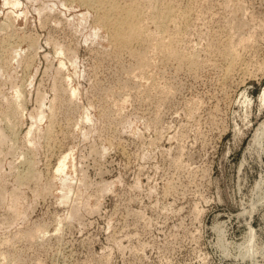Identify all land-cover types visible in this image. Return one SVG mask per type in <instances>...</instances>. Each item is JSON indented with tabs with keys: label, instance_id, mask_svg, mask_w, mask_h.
<instances>
[{
	"label": "rangeland",
	"instance_id": "374dc122",
	"mask_svg": "<svg viewBox=\"0 0 264 264\" xmlns=\"http://www.w3.org/2000/svg\"><path fill=\"white\" fill-rule=\"evenodd\" d=\"M18 1L0 0V264H264V0ZM131 1L146 35L122 47Z\"/></svg>",
	"mask_w": 264,
	"mask_h": 264
},
{
	"label": "bare ground",
	"instance_id": "6f19581e",
	"mask_svg": "<svg viewBox=\"0 0 264 264\" xmlns=\"http://www.w3.org/2000/svg\"><path fill=\"white\" fill-rule=\"evenodd\" d=\"M4 1V3L5 4H10L11 6H13V7H15L16 8V6H18L19 5V1L18 0H10V1H8V0H3ZM85 1V3L84 4H88V5H93L92 4V2H91V0H84ZM98 1V0H97ZM97 1H94V2H97ZM102 1H104V0H100V1H98L97 3L100 5V6H104L105 7V5H104V3H106V1H104V3L102 2ZM112 1V0H111ZM124 1V0H123ZM78 2V1H77ZM99 2H101V3H99ZM125 2V1H124ZM143 2V1H142ZM173 2V1H172ZM195 2V1H194ZM102 3H103V5H102ZM108 3V2H107ZM131 3H132V1H131ZM130 3V4H131ZM144 3V2H143ZM142 3V4H143ZM129 4V3H128ZM168 4V3H167ZM90 5V6H91ZM95 5V4H94ZM114 5V4H113ZM113 5H112V10H115V7H113ZM124 5V4H123ZM122 5V6H123ZM132 5H135V3L133 4L132 3ZM140 5V4H139ZM109 6V5H108ZM117 6H118V4H117ZM120 6V5H119ZM177 6V5H176ZM92 7V6H91ZM91 7H89L90 9H92ZM94 7H96V6H94ZM98 7V6H97ZM121 7V6H120ZM129 7V6H128ZM137 7H139V6H137V5H135V6H131V7H129L128 9H127V7H125V5H124V7H122L121 8V10H119V13H118V9H116L115 11H117V13H118V15H116L117 17L116 18H114L113 20H114V22H113V27H110V28H112V30H111V33L110 34H112V36H113V40H115V42L117 43V44H120V45H122V47H124V46H128V45H130V42H132L134 39H136V38H140V37H142L141 39L143 40L144 39V37L143 36H145L146 34H144L145 32H143L141 29L142 28H140V26H138V22H137V15H138V13L140 12V10H139V12H138V9H137ZM147 7V6H146ZM100 8V7H99ZM102 8V7H101ZM108 8V7H107ZM110 8V9H111ZM119 8V7H118ZM139 8H141V7H139ZM144 8V7H143ZM191 8V7H190ZM227 8V7H226ZM103 9V8H102ZM109 9V10H110ZM145 9V8H144ZM167 9V8H166ZM234 9V8H233ZM108 10V9H107ZM142 10V9H141ZM98 11V10H97ZM103 11V10H102ZM152 11V10H151ZM168 11V10H167ZM184 11V10H183ZM199 11V10H198ZM226 11V10H225ZM108 13H109V11H107ZM142 12V11H141ZM145 12H147V11H145ZM115 13V12H114ZM148 13V12H147ZM160 12H158V14H159ZM174 13V12H173ZM186 13V12H185ZM105 14H107V13H105ZM149 14V13H148ZM155 14V13H154ZM108 15V14H107ZM107 15H103L102 17H104V20L105 21H101V23H106V25H107V23H110L111 21H110V17L109 16H107ZM109 15H111V13L109 14ZM140 15H142L143 16V13H141V14H139L138 16L140 17V19H141V22H142V17L140 16ZM97 16H99V15H97ZM101 16V15H100ZM112 16H114L113 14H112ZM111 16V17H112ZM153 16V15H152ZM151 16V17H152ZM171 16V15H170ZM235 16V15H234ZM101 17V18H102ZM182 17V16H181ZM110 18V19H109ZM161 18H163L162 17V15H161ZM146 19H148V18H146ZM232 19V18H231ZM238 19V18H237ZM236 19V20H237ZM101 20H103V19H101ZM112 20V19H111ZM112 20V21H113ZM150 20V19H149ZM162 20H164V19H162ZM110 21V22H109ZM138 21H139V19H138ZM152 21V20H151ZM161 21V20H160ZM170 21V20H169ZM233 21V20H232ZM96 22H98V21H96ZM140 22V21H139ZM221 23V22H220ZM235 23H237V22H235ZM246 23V22H245ZM158 24V23H157ZM160 25L159 26H161V23H159ZM105 25V26H106ZM110 25V24H109ZM109 25H107L108 26V28H109ZM103 26V25H102ZM104 26V27H105ZM163 26V25H162ZM175 26V25H174ZM165 27V26H164ZM162 29V28H161ZM109 30V29H108ZM107 30V31H108ZM165 31V30H164ZM164 31H163V33H164ZM240 31H242V30H240ZM143 32V33H142ZM148 32V31H147ZM155 33V32H154ZM157 33V32H156ZM170 33V32H169ZM109 34V35H110ZM143 34V35H142ZM148 35V34H147ZM158 35V34H157ZM238 35H240V34H238ZM27 36V35H26ZM161 36V35H160ZM163 36V35H162ZM250 36V35H249ZM110 37V36H109ZM235 37V36H234ZM112 38V37H111ZM150 39V38H149ZM160 39V38H159ZM166 39V38H165ZM242 39H244V38H242ZM241 39V40H242ZM137 41H138V39H136ZM145 40V39H144ZM143 40V41H144ZM168 40V39H167ZM174 40V39H173ZM247 40V39H246ZM151 41H152V39H151ZM159 41V40H158ZM243 41V40H242ZM114 42V43H115ZM135 42V41H134ZM146 42V41H145ZM244 42V41H243ZM35 43V42H34ZM142 43V42H141ZM157 43V42H156ZM15 44V43H14ZM132 44V43H131ZM155 44V43H154ZM217 44H219V43H217ZM232 44V43H231ZM241 44V43H240ZM34 45V44H33ZM115 45V44H114ZM172 45V44H171ZM30 46H32V43H31V45ZM118 46V45H117ZM166 46V45H165ZM164 46V47H165ZM12 47V46H11ZM119 47V46H118ZM167 47V46H166ZM172 47V46H171ZM114 48V47H113ZM120 48V47H119ZM119 48H117V49H119ZM126 48V47H125ZM169 48V47H168ZM14 49V48H13ZM158 49V48H157ZM167 49V48H166ZM175 49V48H174ZM120 50V49H119ZM122 50V49H121ZM152 50V49H151ZM15 52V51H14ZM128 52V51H127ZM153 52V51H152ZM167 52V51H166ZM226 52V51H225ZM144 53V52H143ZM174 53V52H173ZM232 53V52H231ZM180 54V53H179ZM14 55V54H13ZM131 55H133V54H131ZM135 55V54H134ZM144 55V54H143ZM150 56V55H149ZM166 56V55H165ZM176 56V55H175ZM232 56V55H231ZM136 57H138V56H136ZM141 57V56H140ZM171 57V56H170ZM149 59V58H148ZM169 59V58H168ZM146 60V59H145ZM157 60V59H156ZM179 60V59H178ZM227 60V59H226ZM191 61V60H190ZM192 62V61H191ZM138 63H140V62H138ZM196 63V62H195ZM62 64V63H61ZM147 64V63H146ZM150 67V66H149ZM151 73V72H150ZM65 80V79H64ZM152 83V82H151ZM67 90V89H66ZM65 90V91H66ZM162 90V89H161ZM67 92H69L68 90H67ZM70 94H68V95H75L76 96V90L74 89V88H70V92H69ZM261 100L264 102V89H263V91H262V98H261ZM50 114V113H49ZM89 118V117H88ZM51 119V118H50ZM39 120H41V117H39V119H38V121ZM86 120H88V119H86ZM264 124V123H263ZM263 124H262V126H263ZM3 139V135H2V133L0 132V140H2ZM29 142V141H28ZM68 159H69V153H67V154H64L63 156H61V158H60V160L57 162L58 164H57V167L54 169V171H55V173H56V177L61 181V186L63 187L62 189V191H64V193L63 194H61V198L63 199V200H65L66 198H67V191H69L70 189L68 188V182H67V175L65 176V169H66V166H67V163H68ZM25 161V160H24ZM32 167V166H31ZM18 173V172H17ZM21 177V176H20ZM35 178V177H34ZM24 180V179H23ZM69 180V179H68ZM21 182H23L22 180H20ZM27 181V180H26ZM106 187V186H105ZM108 188V187H107ZM66 189H69V190H67L66 191ZM109 189V188H108ZM13 200V199H12ZM17 202V201H16ZM15 209H17V208H15ZM15 212V211H14ZM16 216V215H15ZM215 227V226H214ZM221 230V229H220ZM219 238V237H218ZM245 246V245H244ZM246 249H248V248H246ZM254 249V248H253ZM249 250V249H248ZM251 251V250H250ZM249 251V253H251ZM244 254H246V253H244Z\"/></svg>",
	"mask_w": 264,
	"mask_h": 264
}]
</instances>
